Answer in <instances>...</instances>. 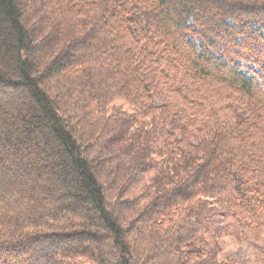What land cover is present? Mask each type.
Wrapping results in <instances>:
<instances>
[{"label":"trees","instance_id":"obj_1","mask_svg":"<svg viewBox=\"0 0 264 264\" xmlns=\"http://www.w3.org/2000/svg\"><path fill=\"white\" fill-rule=\"evenodd\" d=\"M222 235L264 243V0H0V264Z\"/></svg>","mask_w":264,"mask_h":264},{"label":"rangeland","instance_id":"obj_2","mask_svg":"<svg viewBox=\"0 0 264 264\" xmlns=\"http://www.w3.org/2000/svg\"><path fill=\"white\" fill-rule=\"evenodd\" d=\"M119 105L128 112H133L134 108L129 104L120 102ZM220 238L228 264H264L263 242L254 240L240 242L230 235H222Z\"/></svg>","mask_w":264,"mask_h":264}]
</instances>
